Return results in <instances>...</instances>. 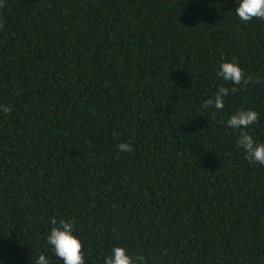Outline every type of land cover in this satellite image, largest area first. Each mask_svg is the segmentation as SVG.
<instances>
[{"label":"trees","instance_id":"obj_1","mask_svg":"<svg viewBox=\"0 0 264 264\" xmlns=\"http://www.w3.org/2000/svg\"><path fill=\"white\" fill-rule=\"evenodd\" d=\"M0 2V264H63L53 217L75 221L85 264L116 246L264 264V165L227 126L255 110L243 130L264 142V20L241 21L237 0ZM234 57L261 83L202 108L233 87L217 73Z\"/></svg>","mask_w":264,"mask_h":264},{"label":"clouds","instance_id":"obj_2","mask_svg":"<svg viewBox=\"0 0 264 264\" xmlns=\"http://www.w3.org/2000/svg\"><path fill=\"white\" fill-rule=\"evenodd\" d=\"M5 5L0 2V8ZM236 14L243 22H250L253 19L264 20V0H237ZM3 28V24H0ZM223 80L230 82L233 87L220 86L212 98L206 99L201 105L207 109L210 106L215 109L222 110L225 106V97L229 94H235L240 85L249 83H261L259 77L249 74L246 75L243 69L239 66L237 58L230 61L222 62L217 73ZM0 111L5 114H11L12 108L6 105H0ZM216 113L212 116L215 118ZM259 122V113L252 109H241L233 114L227 120V126L239 131L237 147L242 148L245 153V159L249 163L264 165V142H256L254 137L243 129ZM116 135V133H113ZM118 150L121 152H131L132 146L127 142H122L118 145ZM51 230L47 236V242L52 246V249L63 264H85L84 245L75 234V221L72 218L53 217L51 220ZM35 264H50L45 255L41 254ZM104 264H147L146 258L140 254L130 256L124 247L116 246L112 249Z\"/></svg>","mask_w":264,"mask_h":264}]
</instances>
